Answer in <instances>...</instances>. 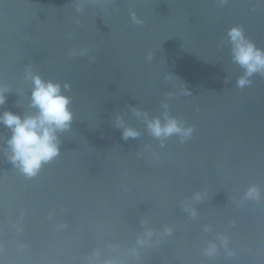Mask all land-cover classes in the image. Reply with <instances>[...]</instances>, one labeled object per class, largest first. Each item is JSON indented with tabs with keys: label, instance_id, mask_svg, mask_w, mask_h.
Segmentation results:
<instances>
[{
	"label": "water",
	"instance_id": "1",
	"mask_svg": "<svg viewBox=\"0 0 264 264\" xmlns=\"http://www.w3.org/2000/svg\"><path fill=\"white\" fill-rule=\"evenodd\" d=\"M233 26L264 49V0H0V112H36L32 73L73 114L34 176L0 124V264H264V74L237 87Z\"/></svg>",
	"mask_w": 264,
	"mask_h": 264
},
{
	"label": "clouds",
	"instance_id": "2",
	"mask_svg": "<svg viewBox=\"0 0 264 264\" xmlns=\"http://www.w3.org/2000/svg\"><path fill=\"white\" fill-rule=\"evenodd\" d=\"M227 42L231 45L232 60L244 69L243 74L237 78V87L250 85L252 83L250 77L255 73L264 74V49L258 48L248 39L242 27H231L227 32ZM29 77L33 84L31 107L36 109V112L21 116L4 110L0 112V124L11 131L6 141L9 161L25 175L34 176L44 163L58 155L60 145L58 134L70 127L73 114L68 107L70 97L62 92L59 83L45 81L38 74L29 73ZM4 91L0 89V105L6 101ZM163 107L167 109V104ZM132 111L145 121L151 135L158 139L163 140L176 135L183 140L192 134L191 126H185L167 111L162 113L163 123L159 116L149 118L146 112L139 109L134 108ZM116 127L121 129L124 140L135 139L140 135L138 129L125 125L121 116L116 118ZM246 197L258 198L259 192L252 187L246 193ZM147 235L150 237L151 231L147 232ZM210 251H214V246Z\"/></svg>",
	"mask_w": 264,
	"mask_h": 264
}]
</instances>
